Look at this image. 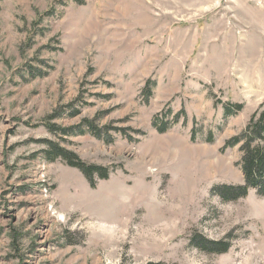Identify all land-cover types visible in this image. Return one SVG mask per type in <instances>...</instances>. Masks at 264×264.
I'll return each mask as SVG.
<instances>
[{
  "label": "rangeland",
  "instance_id": "obj_1",
  "mask_svg": "<svg viewBox=\"0 0 264 264\" xmlns=\"http://www.w3.org/2000/svg\"><path fill=\"white\" fill-rule=\"evenodd\" d=\"M164 108L186 121L158 132ZM56 109L64 133L35 127ZM257 109L264 0H0V264H264V196L213 191L244 183L240 144L221 149ZM42 140L107 179L45 160Z\"/></svg>",
  "mask_w": 264,
  "mask_h": 264
},
{
  "label": "trees",
  "instance_id": "obj_2",
  "mask_svg": "<svg viewBox=\"0 0 264 264\" xmlns=\"http://www.w3.org/2000/svg\"><path fill=\"white\" fill-rule=\"evenodd\" d=\"M27 71L30 73V77H36L35 73L31 67H28ZM39 76V74H38ZM145 85L143 89V97L147 102L151 95V88ZM223 113L224 116L228 117L240 111L243 107L242 103H223ZM78 113V110H73L71 115ZM62 112L60 109H56L54 112L49 114L45 121L36 124L35 127L44 125L46 128L55 133L56 131L64 133L65 129L60 128L55 123L51 121L59 116ZM172 114L170 108H164L159 114H155L151 119V125L160 133L166 132L171 125L176 124L182 119L184 123L186 121V114L184 109L172 115L171 120L169 116ZM85 126L86 132L98 139H104L106 142H111L112 138L109 136V129H114L117 131H124L122 128H113L110 126H105L102 129H98L94 126L93 122L88 120H83V123L78 126L80 129ZM67 133V132H66ZM79 133L80 130H79ZM141 133V132H139ZM195 131L192 134V139L195 138ZM106 135V136H104ZM125 135V134H124ZM207 140L210 142L212 140V134L210 133ZM44 142L45 149L43 150L44 158L47 161H55L61 159L68 166L78 169L88 180L90 186H94V178L107 179L109 170L107 167L98 166L95 164H87L81 161L76 154L65 149L57 141L53 140H42ZM264 109L255 110L245 127V129L238 135L228 139L222 146L221 150H225L228 147H232L236 144H240L243 151V156L241 159V169L244 174V183L239 185H220L214 188V192L223 201H234L239 198L246 196L248 189L250 187L256 188L259 195L264 196ZM257 142V143H256ZM199 250L205 253H224L229 249V242L223 240H208L205 237H200V241L196 246Z\"/></svg>",
  "mask_w": 264,
  "mask_h": 264
}]
</instances>
